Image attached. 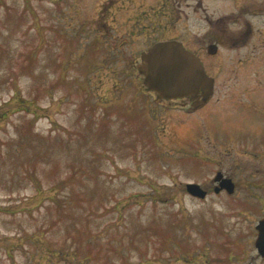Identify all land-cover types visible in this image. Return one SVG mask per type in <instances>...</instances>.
Instances as JSON below:
<instances>
[{
    "label": "rangeland",
    "instance_id": "374dc122",
    "mask_svg": "<svg viewBox=\"0 0 264 264\" xmlns=\"http://www.w3.org/2000/svg\"><path fill=\"white\" fill-rule=\"evenodd\" d=\"M97 1L0 0V264H264V101L239 122L219 92L161 101L109 54ZM222 160L233 198L209 188Z\"/></svg>",
    "mask_w": 264,
    "mask_h": 264
},
{
    "label": "flooded vegetation",
    "instance_id": "af4514ba",
    "mask_svg": "<svg viewBox=\"0 0 264 264\" xmlns=\"http://www.w3.org/2000/svg\"><path fill=\"white\" fill-rule=\"evenodd\" d=\"M96 3H99V15H104V20L97 21L109 54L114 61L140 58V63L132 68L142 80L145 77L140 72L142 55L166 41L181 43L199 58L214 79L210 96L199 92L176 99L158 97L161 101L174 102L176 107L196 112L211 104L219 92L224 100L225 120L257 118L256 111L264 101V0H98ZM97 45L96 41L90 45L88 53L94 52ZM220 76H225V90L217 84ZM142 86L153 93L144 81ZM251 155L261 159L264 150ZM221 163L209 188L216 191L230 178L234 190L230 192L225 187L216 192H225L233 198L238 184L226 162ZM199 184L208 195L209 189Z\"/></svg>",
    "mask_w": 264,
    "mask_h": 264
},
{
    "label": "water",
    "instance_id": "95a60500",
    "mask_svg": "<svg viewBox=\"0 0 264 264\" xmlns=\"http://www.w3.org/2000/svg\"><path fill=\"white\" fill-rule=\"evenodd\" d=\"M142 58L144 62L140 72L145 75L143 80L159 97L175 99L199 92L211 95L214 79L207 74L199 58L181 43L176 41L158 43L152 51L144 53ZM234 186L233 180L228 178L216 188V191L226 187L232 192ZM186 187L192 195L201 198L207 195L198 183L189 182ZM257 229L259 232L255 244L264 257V218L260 219Z\"/></svg>",
    "mask_w": 264,
    "mask_h": 264
}]
</instances>
